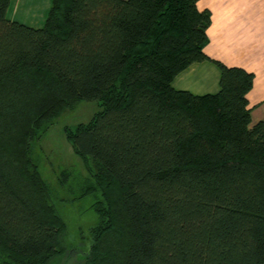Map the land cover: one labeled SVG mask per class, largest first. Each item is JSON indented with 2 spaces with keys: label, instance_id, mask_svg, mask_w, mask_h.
<instances>
[{
  "label": "trees",
  "instance_id": "16d2710c",
  "mask_svg": "<svg viewBox=\"0 0 264 264\" xmlns=\"http://www.w3.org/2000/svg\"><path fill=\"white\" fill-rule=\"evenodd\" d=\"M0 0V264H59L68 222L33 151L81 99L102 106L66 130L99 220L76 264H264V120L254 72L204 49L198 0H51L35 26ZM220 89L174 78L195 61ZM71 171L63 169L66 184ZM78 197V196H77ZM63 264V263H62Z\"/></svg>",
  "mask_w": 264,
  "mask_h": 264
},
{
  "label": "crops",
  "instance_id": "0c3cea01",
  "mask_svg": "<svg viewBox=\"0 0 264 264\" xmlns=\"http://www.w3.org/2000/svg\"><path fill=\"white\" fill-rule=\"evenodd\" d=\"M51 0H11L8 15L35 26L43 25ZM212 19L204 49L212 58L254 72L248 91L252 123L264 120V0H198ZM221 70L211 59L195 61L176 75L173 85L195 93L220 89Z\"/></svg>",
  "mask_w": 264,
  "mask_h": 264
},
{
  "label": "rangeland",
  "instance_id": "374dc122",
  "mask_svg": "<svg viewBox=\"0 0 264 264\" xmlns=\"http://www.w3.org/2000/svg\"><path fill=\"white\" fill-rule=\"evenodd\" d=\"M101 108L97 99L79 100L54 119L34 146V159L50 183L58 209L68 222L65 236L68 248L59 264H76L80 260L79 254L85 247L89 248L91 242L89 230L99 220L93 205L97 196H79L80 182L89 175V169L83 155L73 148L66 129L75 128L79 122L89 121ZM63 169L71 171L66 184L60 181Z\"/></svg>",
  "mask_w": 264,
  "mask_h": 264
}]
</instances>
